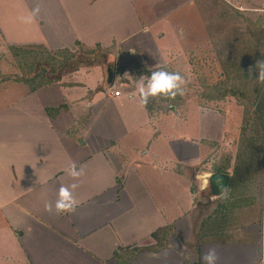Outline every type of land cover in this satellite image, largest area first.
Returning a JSON list of instances; mask_svg holds the SVG:
<instances>
[{"label": "crops", "instance_id": "1", "mask_svg": "<svg viewBox=\"0 0 264 264\" xmlns=\"http://www.w3.org/2000/svg\"><path fill=\"white\" fill-rule=\"evenodd\" d=\"M76 1L80 0H0L1 44L10 52V43L17 48L44 44L49 38L63 42L68 33L87 46L95 41L103 46L142 33L153 42L148 50L152 47L154 54L155 46L158 48L155 34L160 33L163 15L151 9L147 0H140L137 11L134 8L130 17L136 25L131 29L126 26L127 16H115L108 10L99 12L104 20L94 27L95 4L88 2L81 10ZM185 1L175 4L169 14L189 7L190 0ZM192 13L189 10L187 15ZM115 24L120 25L118 30ZM11 34V42L6 41ZM80 71V75L87 72V82L78 80L75 73L72 82H64L62 75L49 88H30L27 83L28 88L12 92L15 101L13 98L5 107L7 118L1 122L8 127V145L14 156L0 162V209L6 220L0 215V240L7 229L11 235L15 231L21 234L13 237L23 264H119L116 253L120 248H153L155 230L171 226L166 248L158 252L140 249L124 264H204L202 257L210 248L216 249L217 264H264V122L257 126L261 141L257 159L252 161V153L243 147L234 164L233 145L232 158L224 148L216 163L199 167L209 155V146L218 152V133L209 136L208 128L200 125L199 135L184 131L180 147L175 144L179 130L167 133L163 120L157 122L160 131L155 141L146 145L145 126H155L133 93L136 87L127 86L122 77L120 95L114 96L111 88L118 83L95 90L100 80L96 68ZM105 73L100 75L103 79ZM86 94L87 120L77 127L79 106L72 103L64 108L63 100ZM59 97L58 104H48ZM238 111L240 115L227 110L220 121V134L229 128L225 135L231 136L222 146L235 141L241 109ZM73 163L85 172L78 180L66 171ZM5 169L7 173H3ZM73 183L79 185L73 191L76 211L59 215L45 211V203L55 204L59 188H70ZM195 194L205 197L203 210L209 211L208 219L215 220L212 231L210 224L203 232L211 238L204 240L196 224L205 222L194 220ZM3 222L6 229L2 230Z\"/></svg>", "mask_w": 264, "mask_h": 264}, {"label": "rangeland", "instance_id": "2", "mask_svg": "<svg viewBox=\"0 0 264 264\" xmlns=\"http://www.w3.org/2000/svg\"><path fill=\"white\" fill-rule=\"evenodd\" d=\"M88 2L94 3L96 7V9H93L96 13V19L93 23L94 27L98 25L100 20H104L102 14H99V12H107L105 10L112 12V14L114 13L115 16L119 14L127 16L126 26L128 29L136 25L134 17L130 16L133 14L134 8L136 11L138 10L140 0H80L76 1V5L80 6L82 10L83 8H87ZM185 2V0L176 2L173 0H147L151 9H155L159 12V15H163L161 21L162 28L159 27L160 33L156 32L158 35L155 34V38L158 40V48L155 46L154 54L152 53V47V50L147 49L151 46V43L153 44L152 40H147V38L143 37L142 33L137 35L134 33L123 42L113 40L112 43L107 42L108 44L103 46L98 41L87 46L81 40L75 41L72 37H68L69 34L67 33L63 42H58L55 38H49L44 44L19 45L25 48L29 47L28 49L33 51L32 53L27 52L28 54H25L29 60L23 57L22 60H25V63H23L19 62V58H21L20 54L19 56L11 54V49L14 46L13 43H10L11 46L9 47L11 49L9 52L8 46H3L1 44L2 41H0V74L2 72L13 77V79L10 77L6 81L0 78V162L4 163L9 157L12 158L14 156L12 148L8 145V127L1 123L7 118L5 107L14 98L13 90L28 88L29 77L26 79L24 77L26 82H19V80H14V76L21 71L24 72V70L28 72L37 71L39 77L46 79V81L63 75L64 82H72V75L76 73L79 74L78 80L87 82L85 79L87 72H83L80 75V70L84 71L93 67L96 68L99 74L98 78H100V80L97 79L98 82H96L95 90L104 88L107 85L111 86L115 83H118L116 87L119 88V79L123 77L124 83L127 86L133 85L136 87L133 89V93L138 95L139 100L137 81L141 76L147 77L151 75L152 71L164 69L179 72L184 77L187 83L183 86V95H177L174 99L158 96L150 98L148 104L146 106L143 105L148 115L151 116L150 120L154 122L153 125L157 127L155 128L151 124L145 126L144 135L148 139L141 138V140H146V145L154 142L155 134L160 131V126L157 125V122L165 120L164 129L167 133L172 134V132L174 133L176 130H179L176 135L178 141L176 140L175 144L180 147L182 146L181 140L185 139L186 136H183L185 134L184 131L199 135L198 126L200 125L208 128L207 133L209 136H216L218 133V141L221 143L218 149L219 153H216L215 146H209V155L200 162L199 167H209L212 162L216 163L220 159L219 156L222 155L224 148H227V152L230 153V157L232 158L233 155L230 149L233 145H235L234 164H238L236 161L239 156L238 152L243 147L246 148V151L249 150L252 153V161L257 159L260 155L259 146L261 145V141L257 136L260 132L257 126L258 122H264V108L261 109V106L264 105V85L261 83V93L257 97V103L250 102V106H247V101H242L238 96H231L230 92L224 95H221L220 92L223 89H229L234 86L232 82L235 79H239L248 83L245 86L246 91L249 96L253 97L250 88L252 90V85L254 83L257 84L255 65L258 60H264V46H262L264 45V0H190L189 7L184 6L176 10L173 15L169 14L175 4L182 5ZM189 10H192L194 13L187 15ZM117 21L121 24L125 23V20ZM5 25L3 28L8 27ZM119 26L115 24L114 27L120 28ZM121 27L120 33L124 31V27ZM168 30L172 33L167 32ZM32 34L36 35V32ZM128 35H131L130 32ZM134 36L138 41L134 39ZM9 37H12V34L6 36L5 40L11 42ZM141 41H143V44H141ZM64 44L70 46L68 47ZM142 46H144V49ZM48 52H55L53 58L49 60L50 63L44 62L45 64L33 66L31 70L24 69L30 64H34L30 62L32 59L48 61ZM9 55L11 59H9ZM120 66H122L121 70L119 69ZM114 69H118L119 71L115 70L114 72ZM249 69H252L251 74ZM103 72H106L105 79L100 76ZM15 83H18L17 85L19 86H13ZM52 83H40V85H47L49 88ZM210 93L214 95V98H206V95H210ZM87 94L89 95L90 93ZM88 95L85 97L72 96L63 100V104L66 105L64 108L67 105L71 106L72 103L79 106L76 109V111H79L77 118L79 117L78 119L80 120L76 125L77 127L83 126L86 123L87 118L85 115L89 110H87L85 105ZM60 101V97L56 100L52 98L50 102L48 101V104H58ZM238 109H241V116L239 117L240 122L236 129L237 132L233 137L235 141L234 143H232L233 141L230 142L226 147L222 146V142L231 136L225 135L226 129L229 128L223 129V134H220V121L224 120L223 117L227 110H234V112L240 115ZM247 110L252 113H247ZM198 117H200V121L197 119ZM187 118L188 120H186ZM254 128H257L256 134H253L255 131L252 132L255 130ZM153 130L155 133H153ZM129 136L134 137L135 134ZM216 155L218 156L216 157ZM184 157H187L186 154ZM5 170L3 173L8 172V169ZM257 172L255 171V173ZM156 195L155 202H157ZM2 196L0 193V197ZM194 198L196 202L194 220L205 222L204 224H196L198 233L202 234L204 240L205 233L203 232L215 220L208 219L209 211L203 210L207 203L205 197L202 194H195ZM202 205L203 207H201ZM2 214V210L0 209L1 219L6 222ZM4 222L3 224L1 223L2 230L6 229ZM212 224L209 228L211 231ZM4 231L3 233H6V235L2 238L3 240H0V264H23L21 255L16 253L17 247L15 243L17 239L15 238L14 240L13 237V235L18 237L21 234L15 231L11 235L8 229ZM205 238H211V236L207 235ZM200 240L202 239L198 241Z\"/></svg>", "mask_w": 264, "mask_h": 264}, {"label": "clouds", "instance_id": "3", "mask_svg": "<svg viewBox=\"0 0 264 264\" xmlns=\"http://www.w3.org/2000/svg\"><path fill=\"white\" fill-rule=\"evenodd\" d=\"M35 11L38 12V9ZM255 68L257 70V81L264 83V60H258ZM249 72L251 74L252 69H249ZM186 83V80L179 72L164 69L152 71L150 76H141L137 81L140 102L146 106L150 98L162 96L174 99L177 95H183V86ZM66 171L74 180H78L85 174L84 169L77 168L75 163L71 164ZM78 187L77 183H73L70 188L61 186L58 190L55 204L53 205L51 202L45 203V211L49 213L54 211L57 215L75 212L77 202L73 196V191ZM218 259L219 257L214 248H210L202 257L204 264H217Z\"/></svg>", "mask_w": 264, "mask_h": 264}, {"label": "trees", "instance_id": "4", "mask_svg": "<svg viewBox=\"0 0 264 264\" xmlns=\"http://www.w3.org/2000/svg\"><path fill=\"white\" fill-rule=\"evenodd\" d=\"M262 46H264V45H262ZM25 47H23V46H20V47H17V48H14V47H12V52H14L13 53V55H15V56H19V54L21 55V58H19V62H23V63H25V60H22V58L24 57L25 59H28L26 56L27 55H25V54H28V53H32L33 51L32 50H30V49H28L29 47H27V48H25ZM28 52V53H27ZM55 55V52H48V61H45V60H37V59H32V60H30V62H32V63H34V64H30L28 67H25L24 69H29V70H31V68L33 67V66H36V65H41V64H45L44 62H49V60L51 59V58H53V56ZM29 60V59H28ZM54 61H58V60H54ZM50 63V62H49ZM20 66V65H19ZM23 66V65H22ZM37 67H39V66H37ZM22 70H23V68H22ZM257 71V70H256ZM34 73V74H33ZM2 74V75H1ZM0 74V78L3 80V81H6V80H8V79H10V77L11 76H8L7 74H4V73H1ZM15 78H14V80L15 81H18V80H24L25 81V79L26 78H28V85H29V87L30 88H35V87H38V86H42V85H40V83H52V82H56V81H58L59 79H60V77L58 76L57 78H55V79H50V80H47L46 81V79H42L41 77H39V75H38V72L37 71H35V72H28V71H26V70H24V72H19V74H16L15 76H14ZM21 77L23 78V79H21ZM24 77H25V79H24ZM12 78V77H11ZM13 79V78H12ZM35 81H36V83H35ZM41 81H46V82H41ZM254 83V82H253ZM30 85H32V86H30ZM232 85H234V86H232V87H230L229 89L227 88V89H223L222 90V92H220V94L221 95H224L225 93H229L230 92V94H231V96H238L239 98H241L242 99V101L243 100H245V101H247L246 103H247V106L249 105L250 106V102H252V103H254V102H256L257 103V101H258V99H257V97L260 95V90H261V83H259L258 81H257V84H253L252 85V90H251V88H250V91L253 93V97H251V96H249L248 95V93H247V91H246V88H245V86H247L248 85V83L247 82H245V81H240L239 79H235L233 82H232ZM262 85H264V83H262ZM261 86V87H260ZM212 97H211V96ZM210 95H206V98H208V99H212V98H214L213 96V94H211L210 93ZM262 108H264V105H262L261 106V109ZM248 109V108H247ZM250 109V108H249ZM50 110V109H49ZM247 113H252L251 111H249V110H247ZM254 121H256L255 119H254ZM255 129V128H254ZM169 231L170 232H172V228H171V226H163V227H160V228H157L156 230H155V232L152 234V236H153V238L155 239V246L152 248V247H149V248H132V249H129V250H127V249H125V248H120L119 249V252L118 253H116V257L118 258V260H119V264H124L125 262H126V259H127V257L128 256H135L136 254H137V252L138 251H140V249L141 250H148V249H150V250H152V251H155V252H158V251H160V250H162V249H164V248H166L167 247V237L169 236ZM126 257V258H123V257ZM120 258H123V259H120Z\"/></svg>", "mask_w": 264, "mask_h": 264}, {"label": "built area", "instance_id": "5", "mask_svg": "<svg viewBox=\"0 0 264 264\" xmlns=\"http://www.w3.org/2000/svg\"><path fill=\"white\" fill-rule=\"evenodd\" d=\"M119 84H120V83H119ZM111 91H112V93H113L114 96H119V95H120V89H118V87L115 88V87L113 86V87L111 88Z\"/></svg>", "mask_w": 264, "mask_h": 264}]
</instances>
